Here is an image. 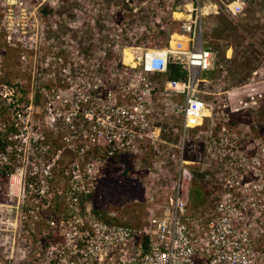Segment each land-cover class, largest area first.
<instances>
[{"label": "built area", "instance_id": "built-area-1", "mask_svg": "<svg viewBox=\"0 0 264 264\" xmlns=\"http://www.w3.org/2000/svg\"><path fill=\"white\" fill-rule=\"evenodd\" d=\"M226 5L236 15L243 11L245 0ZM188 11L165 45L121 43L115 48L121 59L111 65L105 60L107 48L100 49L99 65L111 71V77L109 72L95 75L89 58L78 49L62 67L66 78L59 85H67L68 91H52L49 118L69 129L65 139L80 158L63 168L66 190L60 194L66 210L47 218L32 264H264V142L256 138L243 149L240 132L230 122L231 104L217 108L207 100L208 94L218 93L204 88L209 83L205 74L213 69L215 58L205 37V18L218 12L217 4L196 1ZM119 30L116 38L122 36ZM101 32L107 33L95 29V36L103 37ZM64 49L58 56L61 64L67 62ZM173 67L177 75H172ZM54 99H60L63 108H56ZM171 116L180 117L173 154L178 157L179 174L164 207L154 203L145 226L121 220L117 209L100 210L101 178L113 158L149 151L152 166L167 165L162 119ZM17 119L10 139L25 133L20 122L25 116L19 113ZM209 122L208 141L189 156L191 130ZM41 136L34 132L36 139ZM61 153L33 162L31 176L23 184L37 202L44 198L47 208L59 197L52 189ZM191 167L215 168L221 185L212 194L214 206L204 227L189 210V189L184 191L186 176L188 184L193 178Z\"/></svg>", "mask_w": 264, "mask_h": 264}, {"label": "rangeland", "instance_id": "rangeland-1", "mask_svg": "<svg viewBox=\"0 0 264 264\" xmlns=\"http://www.w3.org/2000/svg\"><path fill=\"white\" fill-rule=\"evenodd\" d=\"M196 1L218 6V12L205 18V37L215 58L213 69L205 74L209 83L204 88L218 93L208 94L207 100L217 108L225 102L231 104L230 122L240 132L243 149L256 138L264 142V0H245L243 11L236 15L226 5L234 0H179L176 5V0H132L138 10L143 8L141 15L153 20L137 16L139 19L128 30L121 22V15L129 14L126 0H0V136L18 120L19 113L25 116L20 121L25 133L10 139L12 149H7L0 158L3 162L7 160L5 156L12 158L10 164L18 168L9 181L0 178V264H32L47 218L53 212L60 215L66 210L60 194L66 190L63 168L79 154L69 148L65 139L69 129L49 118L48 104L54 89L60 94L68 91L67 85L59 84L66 78L62 67L68 66L73 52L78 49L85 53L93 73L105 75L109 71L99 65L100 49L107 48L105 60L111 65L121 59V53L115 49L117 45H131L135 37L149 47L169 43L171 33L179 29L181 19L189 13L188 7ZM227 15L229 18L224 17ZM95 29L107 33L101 32L103 37H96ZM118 29L120 38L115 37ZM60 49H64L67 58L64 64L58 61ZM129 58H132L130 53ZM177 74L173 67L172 75ZM53 105L63 108L60 99H54ZM162 122L167 165L152 166L149 151L113 158L101 178L100 191L104 197L100 210L117 209L121 220L145 226L153 204L164 207L178 181V157L172 153L175 143L169 137L179 134L180 117H165ZM210 125L209 122L204 128L191 130L186 147L189 156L203 149L208 141L205 129ZM34 132L42 136L36 139ZM59 150L62 153L56 168L58 179L52 189L59 197L47 208L43 205L44 198L37 202L23 184L31 176L33 162L57 158ZM114 166L116 169H112ZM119 169L124 176H117L115 171ZM191 169L192 173L194 170L202 173L203 199L193 203L191 198L190 205L194 174L189 184L186 176L184 191L189 189V210L204 227L214 206L212 194L218 193L221 185L216 180L215 168ZM35 214L42 216L41 219H36Z\"/></svg>", "mask_w": 264, "mask_h": 264}, {"label": "trees", "instance_id": "trees-1", "mask_svg": "<svg viewBox=\"0 0 264 264\" xmlns=\"http://www.w3.org/2000/svg\"><path fill=\"white\" fill-rule=\"evenodd\" d=\"M127 2V5L130 6L129 8V14L125 15V14H122L121 15V22L123 24H125V29H130L132 23L136 22L137 19L139 18H147L149 16H147L146 14L143 16L141 15V13L144 11L143 8H140L138 10V7L135 6L134 4H132V0H126ZM179 0H176L175 2V5L178 4ZM142 7V6H141ZM172 10V9H171ZM137 16L139 18H137ZM224 17H228L229 18V15L227 16H224ZM150 18V17H149ZM136 19V20H135ZM153 20L152 18H150V21ZM228 19L226 18V21ZM124 30V28H123ZM135 41L134 43L132 42L131 45H140V43H142L141 39L139 37H135ZM128 40V39H127ZM139 41V42H138ZM124 45H126L125 43H123ZM167 44V42L163 43V44H158L159 46H162V45H165ZM130 45V44H129ZM132 56V55H131ZM133 58V57H132ZM131 58V59H132ZM127 59L130 60L129 58V51H127ZM79 71H82V70H79ZM156 76V75H155ZM157 77V76H156ZM16 131V128L13 124L9 125L8 128L6 129V131L4 132V134H2L0 136V158L2 157V153H4L5 151H7V149L9 148L10 146V135H12L13 133H15ZM169 139L177 144L178 141H179V134H176V133H173ZM175 148L172 149V153L173 154H176L177 153V148L176 146H174ZM7 161L3 162L1 161L0 159V178L2 179V181H9L11 175L16 171V166H12L10 163V159L12 160V158L8 157V156H5ZM112 169H116V167H112ZM115 173H117V176H124V173L123 171H121V169L116 170ZM193 183V186H192V192H191V197H190V205L192 206V202H191V198L193 200V203H197L198 201H200L201 199H203V190L201 189V187H203V176H202V173H200L198 170H194V182ZM203 202V201H202ZM201 203V202H200ZM199 204V203H198ZM190 206V207H191Z\"/></svg>", "mask_w": 264, "mask_h": 264}, {"label": "bare ground", "instance_id": "bare-ground-1", "mask_svg": "<svg viewBox=\"0 0 264 264\" xmlns=\"http://www.w3.org/2000/svg\"><path fill=\"white\" fill-rule=\"evenodd\" d=\"M176 14L178 15V14H180L179 12H176ZM181 15V14H180ZM127 53V52H126ZM126 59H127V56H126ZM128 60V59H127Z\"/></svg>", "mask_w": 264, "mask_h": 264}, {"label": "crops", "instance_id": "crops-1", "mask_svg": "<svg viewBox=\"0 0 264 264\" xmlns=\"http://www.w3.org/2000/svg\"><path fill=\"white\" fill-rule=\"evenodd\" d=\"M176 13V12H175Z\"/></svg>", "mask_w": 264, "mask_h": 264}]
</instances>
